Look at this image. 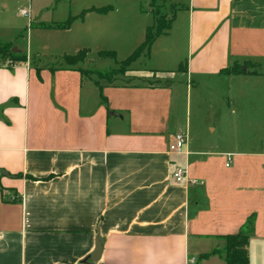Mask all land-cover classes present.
<instances>
[{"label":"crops","instance_id":"crops-1","mask_svg":"<svg viewBox=\"0 0 264 264\" xmlns=\"http://www.w3.org/2000/svg\"><path fill=\"white\" fill-rule=\"evenodd\" d=\"M25 1L0 0V42L14 43ZM107 1L29 0L21 11L32 21L78 6L63 22ZM165 1L170 29L146 55L165 82L87 79L85 60L67 65V54L57 66L23 52L0 64V264H225L202 255L255 213L249 264H264V144L241 145L234 108L247 98L257 113L248 98L264 99V0ZM124 18L88 11L58 31L89 50ZM179 132L184 149L171 152ZM176 167L197 183L175 182Z\"/></svg>","mask_w":264,"mask_h":264},{"label":"rangeland","instance_id":"rangeland-1","mask_svg":"<svg viewBox=\"0 0 264 264\" xmlns=\"http://www.w3.org/2000/svg\"><path fill=\"white\" fill-rule=\"evenodd\" d=\"M30 3L29 0L25 1L16 8L13 14V24L16 26L17 30L13 35L15 40L12 44L15 48H20L19 51L17 52L16 50V52L28 53L29 58L35 64L48 63L52 66L62 64V55H73L79 51L76 50L77 42H75L73 37L75 30L63 32L52 28H50L51 30L41 29L36 22L42 21L51 23L53 21H62L67 17V11L69 12L71 10L72 12H76L78 6L69 8L66 4H62L54 8L53 5L47 9L48 12L46 14L41 15L40 19H32L31 21V19L28 20L26 16L21 14V9L28 10ZM107 3V6L109 5L111 8L118 9L119 13L125 16L123 19L125 26L111 29V32L107 35L108 39L104 42H95L90 45V49H87L86 52L87 57L85 56L84 58L85 62L83 61V66H80L83 72L82 74H84L87 79L90 78L104 83L106 80L99 77V72L104 73L117 69L118 72L115 71L114 74L111 75V77H113L112 82H125L128 81L129 78L136 83L148 85L157 82H165L166 79L163 77H166V75L161 74L165 71L154 69L150 64L148 56H146L148 54L146 52L142 53L135 61L131 62L127 70L122 69L123 67L120 66V63L131 55L140 44L138 40L143 28V23L150 26L153 24V27L156 28V19L161 20L163 17L168 19V16L171 15V8L168 7L167 2L165 0H108ZM100 51L113 52L114 57L112 55L101 56L99 55ZM76 64L79 65V63ZM133 69L136 71L132 72ZM167 82H171V80L168 79ZM260 88L263 89L261 86L259 88L256 86V89ZM218 100L219 99H212L214 103ZM248 100H250L249 102H256L258 107L254 109L257 113L249 110L247 98L241 101L235 100L234 108L237 110L238 122L235 134L241 141L240 143L242 146H245L244 141H246V145L254 143L261 145L264 144V107L262 106L264 99L255 97L253 99L248 98ZM192 111H194V107ZM258 119H261V122H258ZM255 217H258L256 213L254 219ZM223 247L224 242L220 249Z\"/></svg>","mask_w":264,"mask_h":264},{"label":"trees","instance_id":"trees-1","mask_svg":"<svg viewBox=\"0 0 264 264\" xmlns=\"http://www.w3.org/2000/svg\"><path fill=\"white\" fill-rule=\"evenodd\" d=\"M111 6H105L102 8H88L82 10L79 15L77 16H69L65 21L59 23H50V24H41L39 25L41 28H52L58 30H65L68 29L72 22L77 18H82L83 15L88 11H96L99 13H107L111 10ZM172 18L166 19L163 17L161 20H155L156 28L151 26H147L145 30L144 40L142 43L138 45V47L129 55L126 59L121 61L120 66L123 67L122 69H126L129 67L130 63L135 61L142 53L149 52V49L154 42L155 38L161 34L166 33L171 26ZM15 48L11 42H0V64L8 61V68H11L12 63L19 62V61H26L27 57L24 54H19L17 52H13L12 49ZM87 49H80L77 53L73 55H64V61L67 65H76V63H80L84 61L86 56ZM99 55H112L114 57L113 52H106L100 51ZM181 68L178 67V69ZM237 69V70H236ZM121 70V69H120ZM119 70V71H120ZM81 73V68L79 69ZM118 72V70L113 69L110 72H99V77L105 79L108 82H112L111 75L114 72ZM231 71L234 72H242L238 68H232ZM245 73V72H243ZM16 177H21V174H16ZM254 221V215H251L244 227L236 234H228L221 237L224 241V247L222 249L215 248L210 253L202 255L203 257H207L209 255H218L220 258L223 259L225 264H249L248 258V242H249V233L252 231V224Z\"/></svg>","mask_w":264,"mask_h":264},{"label":"built area","instance_id":"built-area-1","mask_svg":"<svg viewBox=\"0 0 264 264\" xmlns=\"http://www.w3.org/2000/svg\"><path fill=\"white\" fill-rule=\"evenodd\" d=\"M21 14L24 16H28V13L25 10L21 11ZM9 63V62H8ZM10 64V63H9ZM186 143V136L184 133L179 132L175 133L173 135L172 141L169 144V151L171 152H181L184 149ZM230 162V155L227 156V163L226 166H228ZM172 178L174 179L175 182L177 183H182V182H189L191 184H196L197 180H190L187 178V173L184 167H176L175 170L172 172ZM195 260H190V262H194Z\"/></svg>","mask_w":264,"mask_h":264},{"label":"water","instance_id":"water-1","mask_svg":"<svg viewBox=\"0 0 264 264\" xmlns=\"http://www.w3.org/2000/svg\"><path fill=\"white\" fill-rule=\"evenodd\" d=\"M16 50H17L16 48H13V49H12L13 52H16Z\"/></svg>","mask_w":264,"mask_h":264}]
</instances>
